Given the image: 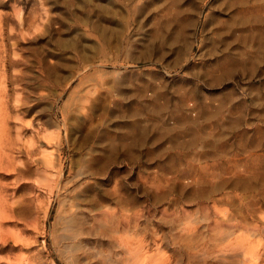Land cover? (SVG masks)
I'll list each match as a JSON object with an SVG mask.
<instances>
[{"label": "rangeland", "instance_id": "obj_1", "mask_svg": "<svg viewBox=\"0 0 264 264\" xmlns=\"http://www.w3.org/2000/svg\"><path fill=\"white\" fill-rule=\"evenodd\" d=\"M263 225L264 0H0V264H264Z\"/></svg>", "mask_w": 264, "mask_h": 264}, {"label": "bare ground", "instance_id": "obj_2", "mask_svg": "<svg viewBox=\"0 0 264 264\" xmlns=\"http://www.w3.org/2000/svg\"><path fill=\"white\" fill-rule=\"evenodd\" d=\"M260 172V171H259ZM237 183V182H236ZM214 212V211H213ZM217 213V212H216ZM221 218H223V217H221ZM231 218V217H230ZM230 218H226V219H224L223 221H218V222H216V221H214V222H212L215 226H221V225H223V224H227V225H229L230 224V221H231V219ZM213 219V218H212ZM215 219V218H214ZM209 220H210V218H209ZM222 220V219H221ZM205 222H207V221H205ZM210 222V221H209ZM222 222H223V224H222ZM233 222V221H232ZM233 224H235V222L233 223ZM212 225V224H211ZM236 225H237V223H236ZM231 226V225H230ZM241 227H243V225L241 226ZM255 227H256V225H255ZM263 227H264V225H263ZM185 228H187V227H185ZM184 228V229H185ZM190 228V227H189ZM228 228V227H227ZM231 228H233V227H231ZM239 228V227H238ZM237 228V229H238ZM253 228V227H252ZM256 228H258V227H256ZM194 229V228H193ZM230 229V228H229ZM263 229V228H262ZM189 230V229H188ZM216 230H218V232H219V227L216 229ZM251 230H253V229H251ZM258 229H256V231H257ZM190 231H192V230H190ZM189 231V232H190ZM194 231V230H193ZM241 231V230H240ZM264 231V230H263ZM252 232V231H251ZM244 234V233H243ZM188 235V234H187ZM245 235V234H244ZM261 235V234H260ZM225 236V235H224ZM240 236V235H239ZM192 237V236H191ZM246 237V236H245ZM245 237H238V238H236L235 240H234V242H229V240H228V243H226V244H223V246L219 249V251H218V249H217V254H227V253H230V252H240L241 253V257L244 259V262H248L249 264H256V261H257V259H258V257L260 256L259 255V246H261L258 242H256V243H254V242H252L251 240H247ZM249 237V236H248ZM255 237H257V236H255ZM215 238V237H214ZM255 240V239H254ZM211 242V241H210ZM205 244V243H204ZM139 245V244H138ZM202 245V244H201ZM140 246V245H139ZM217 247V246H216ZM189 249V248H188ZM205 249V248H204ZM210 249V248H209ZM195 250V249H194ZM212 250V249H211ZM215 250V249H214ZM189 251V250H188ZM199 251V250H198ZM211 252V251H210ZM214 252V251H213ZM261 252V251H260ZM214 253H216V252H214ZM196 255V254H195ZM197 255H198V253H197ZM204 255H205V253H204ZM229 255V254H228ZM191 256V255H190ZM199 256V255H198ZM202 256V255H201ZM209 256V255H208ZM163 257V256H162ZM190 258V257H189ZM196 258V257H195ZM218 258V257H217ZM217 258H216V261H217ZM222 258V257H221ZM165 259V258H164ZM164 259H162V260H160L159 262H157L156 264H168V260L166 259V260H164ZM219 260H221V259H219ZM218 260V261H219ZM229 261V260H228ZM145 263V262H144ZM154 264V263H153Z\"/></svg>", "mask_w": 264, "mask_h": 264}]
</instances>
